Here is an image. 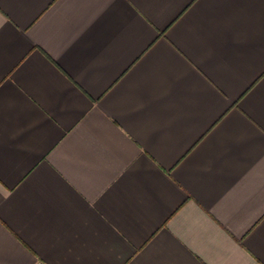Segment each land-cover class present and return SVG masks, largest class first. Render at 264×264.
<instances>
[{
	"label": "crops",
	"instance_id": "crops-1",
	"mask_svg": "<svg viewBox=\"0 0 264 264\" xmlns=\"http://www.w3.org/2000/svg\"><path fill=\"white\" fill-rule=\"evenodd\" d=\"M0 264H264V0H0Z\"/></svg>",
	"mask_w": 264,
	"mask_h": 264
}]
</instances>
